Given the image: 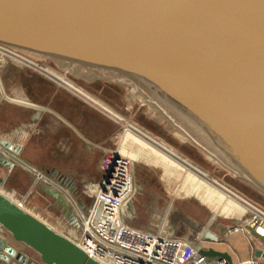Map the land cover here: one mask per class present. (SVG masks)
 <instances>
[{
    "label": "water",
    "instance_id": "1",
    "mask_svg": "<svg viewBox=\"0 0 264 264\" xmlns=\"http://www.w3.org/2000/svg\"><path fill=\"white\" fill-rule=\"evenodd\" d=\"M0 44L136 81L264 194V0H0ZM0 223L64 264H102L1 190Z\"/></svg>",
    "mask_w": 264,
    "mask_h": 264
},
{
    "label": "built area",
    "instance_id": "2",
    "mask_svg": "<svg viewBox=\"0 0 264 264\" xmlns=\"http://www.w3.org/2000/svg\"><path fill=\"white\" fill-rule=\"evenodd\" d=\"M28 54L0 44V60L23 64L60 86L58 103L68 104L71 99L79 97L98 107L120 125L115 150L108 153L103 161L101 186L74 235V241L81 249L102 264H264V257L256 254L258 250H264V246L253 240L249 231L251 227L264 238L263 208L211 177L150 133ZM0 155L13 160L11 152L1 144ZM136 164L158 169L165 188L178 200L186 196L200 197L217 215L230 218L233 224L230 233H242L252 251L250 257L243 260L227 240L202 239L196 244H189L124 224L122 213L134 188ZM33 171L36 183L47 180L44 172ZM173 173L175 176L171 178ZM177 177L188 178V181H179ZM210 250L220 255L205 252Z\"/></svg>",
    "mask_w": 264,
    "mask_h": 264
},
{
    "label": "crops",
    "instance_id": "3",
    "mask_svg": "<svg viewBox=\"0 0 264 264\" xmlns=\"http://www.w3.org/2000/svg\"><path fill=\"white\" fill-rule=\"evenodd\" d=\"M28 68L0 61V74L9 83L5 96L0 95V144L14 162H0V190L38 217L42 214L49 225L55 226L69 210L82 222L101 186L103 161L115 150L119 126L79 97L58 103L60 86L51 80L57 85L52 88L49 78ZM33 169L44 172L47 180L36 183ZM13 258L7 261L0 251V264H46L40 258L21 260L20 254Z\"/></svg>",
    "mask_w": 264,
    "mask_h": 264
},
{
    "label": "rangeland",
    "instance_id": "4",
    "mask_svg": "<svg viewBox=\"0 0 264 264\" xmlns=\"http://www.w3.org/2000/svg\"><path fill=\"white\" fill-rule=\"evenodd\" d=\"M33 56L41 64L69 79L88 95L110 107L124 119L147 131L211 177L226 184L264 209V197L251 187L245 186L246 184L241 180L243 186H239L237 179L240 178H237L232 169L209 147L203 146L187 127L174 117L165 104L154 99L147 88L124 75L114 74L113 71H99L63 60ZM20 65L27 67L23 64ZM100 76L102 78H99ZM120 76L126 79L119 78ZM120 79L127 84L119 82ZM47 82L52 88L57 89L54 82L51 80H47ZM131 82L132 84H130ZM8 84V81L0 74L1 98L5 96L4 91L7 90ZM106 116L111 118L107 114ZM118 126L120 131V125L118 124ZM50 155L52 156L51 153ZM51 159L46 155V160ZM133 174L134 188L122 213L124 224L137 230L160 234L166 238L179 239L189 244H196L201 239H208L209 236L218 241L227 240L234 246L242 259L247 260L250 257L252 251L242 233H230L233 228L232 220L217 215L209 204L201 200L202 198L186 196L182 197L183 200H178L165 188V182L156 170L150 167L136 164ZM174 176L175 173L172 174L171 178ZM177 179L188 181V178L183 177H177ZM73 203L76 204L77 202L73 200ZM40 215L39 218L44 221L45 217ZM79 222L81 221L79 220ZM2 225L4 224H0V251L6 256L7 261L13 262L15 254H20L21 260L26 257H33L36 260L39 258ZM53 228L61 234L70 235V230L62 233L58 226L55 225ZM224 230H227L225 235L229 236L228 239L222 234ZM252 239L254 240V238ZM2 242L6 244L2 245Z\"/></svg>",
    "mask_w": 264,
    "mask_h": 264
},
{
    "label": "bare ground",
    "instance_id": "5",
    "mask_svg": "<svg viewBox=\"0 0 264 264\" xmlns=\"http://www.w3.org/2000/svg\"><path fill=\"white\" fill-rule=\"evenodd\" d=\"M30 213H32V212H30ZM32 214H34V213H32ZM66 214L67 215L66 216L63 215L60 220L57 219L58 221H54V223H55V225H57L59 227V230L62 233H63V231H69L70 230V235H67V236H69L74 241V235H75L77 229L79 228V225L81 222H79V220L76 218V216L73 214L72 211L69 210V212H67ZM0 224H2V223H0ZM3 224L4 225H2V226L4 228L8 229L9 232H12L15 235L16 239L22 245H24L32 253L37 255L46 264H64L59 258H57L55 255H53L51 252H49L47 249L43 248L41 245H39L35 241H33L28 235L23 233L21 230L16 228L14 225H12L10 223H3ZM51 226L53 227V225H51Z\"/></svg>",
    "mask_w": 264,
    "mask_h": 264
},
{
    "label": "trees",
    "instance_id": "6",
    "mask_svg": "<svg viewBox=\"0 0 264 264\" xmlns=\"http://www.w3.org/2000/svg\"><path fill=\"white\" fill-rule=\"evenodd\" d=\"M166 108H167V107H166ZM170 112H171V111H170ZM171 113H172V112H171ZM172 114H173V113H172ZM173 115H174V114H173ZM174 117H176V116L174 115ZM1 161H2V160L0 159V162H1ZM2 164H4V165H8V164H6L5 161H4V162L2 161ZM133 173H134V171H133ZM133 179H134V174H133ZM237 180H238V183H237V184H238L239 186H243V185H242V182H241V181H243V182L246 184V185H245V184L243 183L245 186H249V187H251L253 190L257 191L259 194H261V195L264 197V194L261 193V192H260L255 186H253L252 184H250V183H248V182H246V181H244V180H242V179H237ZM240 180H241V181H240ZM226 232H227V230H224V231L222 232V234L225 235ZM149 233H151V234H153V235L161 236L160 234H154V233H152V232H149ZM161 237H164V236H161Z\"/></svg>",
    "mask_w": 264,
    "mask_h": 264
},
{
    "label": "flooded vegetation",
    "instance_id": "7",
    "mask_svg": "<svg viewBox=\"0 0 264 264\" xmlns=\"http://www.w3.org/2000/svg\"><path fill=\"white\" fill-rule=\"evenodd\" d=\"M229 234V233H228ZM202 240V239H201ZM205 240H212V241H214L215 240V238H210V236H209V238L208 239H205Z\"/></svg>",
    "mask_w": 264,
    "mask_h": 264
}]
</instances>
